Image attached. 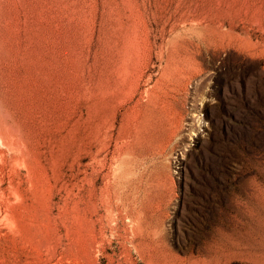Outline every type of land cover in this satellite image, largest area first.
I'll use <instances>...</instances> for the list:
<instances>
[{"label": "rangeland", "instance_id": "374dc122", "mask_svg": "<svg viewBox=\"0 0 264 264\" xmlns=\"http://www.w3.org/2000/svg\"><path fill=\"white\" fill-rule=\"evenodd\" d=\"M129 37L86 144L85 92ZM261 196L264 0H0V264H257L230 246Z\"/></svg>", "mask_w": 264, "mask_h": 264}, {"label": "bare ground", "instance_id": "6f19581e", "mask_svg": "<svg viewBox=\"0 0 264 264\" xmlns=\"http://www.w3.org/2000/svg\"><path fill=\"white\" fill-rule=\"evenodd\" d=\"M213 22L215 24V21ZM214 24L213 26L211 25V30H209L211 31V35L213 36V38L216 40L218 38L219 39L226 38V32L225 33L221 32L220 29H218L217 27L218 25L214 26ZM128 41L130 42L129 45L130 47L126 49L124 52V54H126L128 58L124 59L119 66H117L112 70L111 73H106V72L103 73V75L99 78L98 83L95 84L93 91L88 90L85 92L84 103H85L86 112L83 121L84 123L83 138L86 144L92 140V137H94L93 139L100 137L102 132L101 126L104 123L102 118H104L107 115L113 118L115 117L118 107L117 105L118 99L121 98L124 89H126L131 84L133 78L131 74V70L133 68V62L137 50L134 44L135 40L129 37ZM134 85L137 84L134 83ZM85 87L87 88V86ZM149 97L151 96L149 95ZM154 100L155 99H152L147 105L138 103L139 111L140 113H142L141 118L137 117L135 113H130L129 118L131 120V123L134 126H136L135 131L130 130V134L137 143L145 142L147 144L154 139L155 129L150 121L151 108H152L151 105L156 104V100L155 101ZM159 107L160 105L157 106V108ZM107 108L109 109L108 110L109 114L103 116L102 114H104V111ZM136 111H138V109ZM152 111L156 113L154 109ZM157 114H159V112ZM258 200H259L258 205L254 207L255 209L249 215L247 222L243 225L241 230H238L236 241H234L231 244L230 249H251L250 258L257 264H264V196H261V198L257 199V201ZM220 241L223 243L225 241V236H222L220 238ZM219 249H225V248H219Z\"/></svg>", "mask_w": 264, "mask_h": 264}]
</instances>
